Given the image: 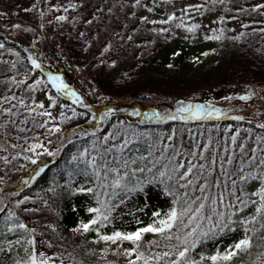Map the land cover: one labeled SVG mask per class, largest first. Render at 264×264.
Instances as JSON below:
<instances>
[{
	"label": "snow or ice",
	"instance_id": "snow-or-ice-1",
	"mask_svg": "<svg viewBox=\"0 0 264 264\" xmlns=\"http://www.w3.org/2000/svg\"><path fill=\"white\" fill-rule=\"evenodd\" d=\"M40 2L41 0H35L32 6L24 11L36 10ZM44 3L49 5L50 13H68L83 7L82 4L71 3L70 0L67 5L63 2L53 4L52 0H44ZM160 3H171V0H160ZM156 6L157 0H131L129 5L132 9L139 7L149 13L154 12ZM104 10L98 6L95 11ZM233 10L236 15L226 17L220 14L213 22L225 24L229 19L239 20L240 13H258L264 16V2L245 8L236 6L233 0H204L203 3L189 4L182 8L180 11L183 15L180 17L173 12L161 20L149 19L148 16H140L138 20L146 25H169L179 20L175 27L195 35L201 25L193 23L187 26L184 17H191L193 13L204 14L213 11L232 13ZM107 11H112L111 5ZM3 15L4 13L0 12V16ZM45 15L44 11L39 12L41 18ZM131 15L136 17L134 11ZM54 19L57 22H66L69 17L61 14L56 15ZM51 22L50 19L49 23ZM86 23L91 24L92 21ZM15 27L19 28L20 25ZM241 27L249 28L251 25L241 21ZM151 31L161 35L170 34V29L166 27ZM210 31L212 34L205 35V40H221L225 29ZM253 31L264 33V26L254 28ZM128 39L131 40V37ZM4 48L5 44L0 43V49ZM107 50L106 48L105 51ZM28 59L33 68L41 67L35 59ZM0 63L8 64L7 61ZM9 70H15L17 74L19 71L17 64L12 62L9 68L0 69V75ZM49 80L57 91L67 87L58 82V77H49ZM40 83L39 80L28 83L27 77L17 79L16 74L0 80V140L20 139V135L13 137L12 134L32 131L27 125L34 123L37 116L55 119L43 103L32 102L31 92L35 91V87ZM17 89L27 92V99L19 95ZM252 98L251 94L239 97L245 101ZM48 99L50 106L54 107L55 99L51 96H48ZM78 100L76 97L73 103ZM63 115L61 113V116ZM155 116L158 121L166 122L178 119H208L213 116L219 119L221 113L211 106L204 109L199 106L193 108L189 104L178 108L176 114L161 116L157 113ZM228 118L235 121L244 120V117L239 115ZM47 124L48 121L45 120L39 127L47 128ZM256 127L264 129V123H259ZM47 131L54 134L61 132V129L54 126L47 128ZM223 131L231 132L232 129L225 128ZM245 131L250 135L252 129ZM92 135L95 136V133ZM189 135L191 136V133ZM178 136L176 129L167 135L157 133L155 138L150 133H140L135 138H129L117 131L102 137V151L93 142L95 155L88 148L81 150L78 155H73V161L84 165L78 173L83 180L72 187L74 181L70 173L69 182L63 187L71 195L90 198L92 203L85 207L88 213L86 220H80L71 232L76 236L85 237V240L89 234H94L92 239L87 245L77 240L75 244L79 252L76 248L70 250L67 238L63 236L54 240L53 236H49V233L56 234L58 231L54 225L27 222L31 221V214L40 212L41 208L29 207L28 205L34 202L30 197L24 196L15 203V209L18 211L9 209L6 215L0 218V254H3L10 264H85L84 260L77 258L81 254L91 258L93 264H118L120 258H123L125 264H205V261L209 264H240L243 255H251L257 246L264 247V135H257L252 143H248L240 131H235L226 141L208 136L205 143L192 138L187 145L183 144ZM12 147L16 145L13 144ZM37 149H44L47 155H54L40 142L30 144L25 150L36 152ZM3 159L7 162L8 158ZM31 162L36 164L34 159ZM42 170L37 169L38 172ZM249 186L252 191L248 190ZM156 190L168 198V206L163 211L152 210L145 213V209L149 208V192ZM50 191L54 192L55 189ZM139 197H144L142 204L138 202ZM40 199L46 207L47 201L43 197ZM129 205L135 206V210ZM6 207H0V213H5ZM125 208L128 210L125 211ZM138 213L149 215V222L144 223ZM117 216H131L138 227L132 231L116 228L108 230ZM38 227L44 231H38ZM229 233H239V238L220 249V240ZM209 241L217 245L216 250L210 255L201 254L198 248ZM94 246H99V250ZM110 256L117 259L111 260ZM253 264H264V252L259 254Z\"/></svg>",
	"mask_w": 264,
	"mask_h": 264
},
{
	"label": "trees",
	"instance_id": "trees-1",
	"mask_svg": "<svg viewBox=\"0 0 264 264\" xmlns=\"http://www.w3.org/2000/svg\"><path fill=\"white\" fill-rule=\"evenodd\" d=\"M34 2L35 0H0V5L13 12L17 21L16 25L23 23L32 29V34L36 36L34 45H38L41 40L45 41L57 50L61 58L75 67L77 74L87 75L90 84L104 95L124 96L135 104L129 110H115L111 107L102 115V121L96 128L85 133H75L69 140L72 143L66 141L62 145L56 156V167L48 161L42 171L35 176H29L20 188L3 190L6 192V200L1 207H7L5 213H0V218L6 215L9 209L16 210V201L28 196L34 202L28 206L39 207L41 211L31 214L32 219L27 222L36 225H54L58 231L56 234L49 233V236H53L54 240L59 236L67 238V246L72 250L76 248L77 240L87 245L94 235L89 234L85 240V237L76 236L71 232L80 220H86L88 213L85 207L92 202L90 198L83 195H71L63 186L68 184L70 173L74 181L72 187L82 182L83 177L78 173L84 165H78L72 160V156L78 155L84 148H88L95 155L93 142L102 151L103 136L118 131L119 134H126L129 138H135L140 133H150L155 138L157 133L167 135L176 129L178 138L187 145L192 138L205 143L208 136L226 141L227 137L235 131H240L241 136L245 137L248 143H252L255 136L264 135V129L257 128L255 122L249 119L235 121L227 115H221L219 119L213 116L208 119H178L166 122L158 121L155 116L157 113L164 116L172 114L173 104L180 103L184 98L185 100L197 99L201 96L198 94L199 91H210L221 85L230 84L233 80L261 85L258 93L256 92L253 96L264 98V33L253 31L254 28L259 29L264 26V16L258 13H240L239 20L229 19L225 24H217L213 21L217 20L218 15L230 17L237 13L235 10L232 13L218 11L204 14L193 13L191 17H184L187 26L193 23L201 25L193 35L183 28L175 27L179 20L169 25H146L141 23L138 17L148 16L149 19L161 20L173 12L180 17L183 15L180 11L182 8L189 4L203 3L204 0H171V4L177 7V11L170 6V3H160V0H157L156 10L152 13L139 7L130 8L131 0H70L71 3L82 4L83 7L78 11L70 10L68 13H50L49 5L41 0L36 10L24 11ZM61 2L67 5L69 0H52L53 4ZM258 2H264V0H233V4L245 8H250ZM109 5L112 6L111 12L107 11ZM98 6L105 10L96 12ZM40 11L45 12L44 18L39 16ZM133 11L136 17L131 15ZM61 14L67 15L68 21H55L54 17ZM50 19L51 23H49ZM89 20L92 21L91 24L86 23ZM241 21L244 24H250L251 27H241ZM161 27L169 28L170 34L161 35L151 31ZM219 28L225 29L221 40L204 39L205 35L212 34L210 30ZM128 37H131V40ZM235 37L239 38L234 39ZM0 43L5 44V48L0 49V62H8V64L0 63V69L9 68L11 63L15 62L19 70L18 74L15 70L5 72L0 75V80L16 74L17 79L27 77L28 83H31V80L36 79L37 76H43L42 68H33L28 59L30 46L26 47L20 41L11 38L2 29H0ZM106 48L107 51H105ZM203 53L208 55L205 56ZM16 91L27 99V92H20L19 89ZM54 94L65 107L69 106L72 109L74 105L68 98L63 97L59 92L54 91ZM225 102L217 101L216 104L224 106ZM81 108L79 107V110L86 111L85 108ZM154 108H157L159 112H155ZM144 109L146 111H143ZM225 128H230L232 131L224 132ZM245 129H252L251 134L249 135ZM92 133H95V136ZM12 135L21 137V134L17 133ZM25 141L22 138L0 140V167L9 163L11 157L17 152L18 147L15 149L12 145L24 144ZM112 142L118 141H110ZM3 157L8 158L7 162ZM51 189L55 191H50ZM248 190L253 189L249 186ZM41 197L47 201L46 207ZM167 200L168 198L160 195L158 190L149 192L147 198L149 208L145 209V213H150L152 210H165L168 206ZM143 201L144 197L138 198L140 204ZM129 207L135 210V206L129 205ZM127 210L125 208V211ZM137 215L144 223L149 222V215L144 213ZM136 227L138 225L131 216H117L108 230L116 228L121 231H132ZM38 231H44V229L38 227ZM238 238L239 233H229L220 240L218 247L223 249ZM94 247L99 250V246ZM216 247L217 245L209 241L198 248V251L203 255H210L214 253ZM76 251L79 252V249L76 248ZM262 252L264 247L257 246L251 255L242 256L240 264H253ZM77 258L84 260L85 264H93L92 259L83 254ZM119 262L125 264L123 258H120ZM0 264H10V261L0 254ZM205 264L209 262L205 261Z\"/></svg>",
	"mask_w": 264,
	"mask_h": 264
},
{
	"label": "rangeland",
	"instance_id": "rangeland-1",
	"mask_svg": "<svg viewBox=\"0 0 264 264\" xmlns=\"http://www.w3.org/2000/svg\"><path fill=\"white\" fill-rule=\"evenodd\" d=\"M189 1V0H183ZM170 6L177 11V7L170 3ZM0 12L4 13L0 16V29L6 31L11 38L20 41L26 47L31 48L29 52L30 57L35 59L42 68L43 76H37L36 79L31 80L34 83L35 80H39L41 83L35 87L33 91L32 102L38 104L43 103L45 109L52 113L55 117L54 120L48 117H38L34 123L27 125L32 131L21 134V138L26 140L27 143L20 144L14 143L17 152L11 157L9 163L3 164L0 167V207L6 200V192L3 190H16L22 186L24 180L29 179V174L37 173L38 168H42L43 164L50 161L56 166V156L59 153L62 145L71 139L75 133H85L91 131L98 126L102 121V115L107 113L111 107L115 110L127 109L129 110L135 103L127 100L124 96H107L96 89L90 84L87 75H79L75 71V67L67 63L60 55L57 50L46 43L45 41H39L38 45H34L33 41L35 35L31 31H25L30 29L26 24H19L20 27H15L16 19L13 16V12L2 7L0 5ZM11 25L13 28L11 29ZM11 29V30H10ZM78 70V69H77ZM49 77H58V82L68 84L67 88L59 91L64 97H68V100L73 101L74 96L78 97L79 100L73 103L72 109L69 106H64L61 101L57 99L52 90L58 93L57 89L52 85ZM236 80V79H235ZM71 86L75 90H71ZM261 85H252L246 83H240V81H232L230 84L221 85L210 91H199L201 95L197 99L185 100L177 103L176 106L173 104L172 114H176V110L182 106L192 105L193 108L197 106L208 109L209 106L216 105L214 107H220L218 110L214 107L213 109L218 110L221 115L227 116H243L246 119L254 121L256 124L264 123V98H257L253 95L261 88ZM52 89V90H51ZM74 93L75 95H70ZM251 94L252 99L241 100L240 96ZM48 96H51L56 101L54 107L50 106ZM207 100L210 103L204 105L200 102ZM198 101V102H195ZM217 101H226L224 106H218ZM78 107V108H77ZM79 107L85 108L86 111L79 110ZM120 107V108H119ZM81 108V109H82ZM73 109L75 114H73ZM37 111H43V109H37ZM61 113L64 115L61 116ZM48 121L47 128L59 126L61 132L51 134L47 131V128L39 127L40 123ZM38 138V139H37ZM50 141V143H49ZM40 142L54 155H47L44 149H37L36 152L26 151L25 149L33 143ZM4 156V155H3ZM36 160V164H33L31 160ZM24 184V183H23ZM113 257H109L111 260ZM118 264H120L118 260Z\"/></svg>",
	"mask_w": 264,
	"mask_h": 264
},
{
	"label": "bare ground",
	"instance_id": "bare-ground-1",
	"mask_svg": "<svg viewBox=\"0 0 264 264\" xmlns=\"http://www.w3.org/2000/svg\"><path fill=\"white\" fill-rule=\"evenodd\" d=\"M244 119H246V118H244ZM252 121V120H251Z\"/></svg>",
	"mask_w": 264,
	"mask_h": 264
}]
</instances>
